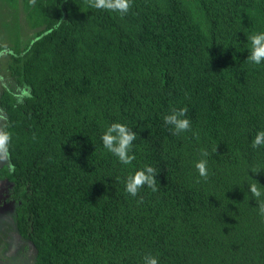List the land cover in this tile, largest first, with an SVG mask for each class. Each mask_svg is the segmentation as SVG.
Instances as JSON below:
<instances>
[{
  "label": "trees",
  "instance_id": "obj_1",
  "mask_svg": "<svg viewBox=\"0 0 264 264\" xmlns=\"http://www.w3.org/2000/svg\"><path fill=\"white\" fill-rule=\"evenodd\" d=\"M7 1L35 31L8 46L0 91V181L30 264H264L249 189L264 186V62L247 61L264 0H132L123 18L88 0ZM173 106L190 131L164 123ZM113 122L137 133L129 165L103 146ZM146 165L158 190L133 197L126 178Z\"/></svg>",
  "mask_w": 264,
  "mask_h": 264
},
{
  "label": "clouds",
  "instance_id": "obj_2",
  "mask_svg": "<svg viewBox=\"0 0 264 264\" xmlns=\"http://www.w3.org/2000/svg\"><path fill=\"white\" fill-rule=\"evenodd\" d=\"M89 6L99 10H105L118 13L121 18L126 15L131 6L132 0H88ZM32 6L36 5V0H29ZM250 43L248 62L259 65L264 62V32L253 33L247 36ZM187 107H172L169 114L164 116V123L172 127L173 134H180L191 130V122L187 118ZM10 137L7 133H0V149H3L8 143ZM137 139V133L124 123L113 122L106 128L101 136V140L105 149L116 156L119 161L125 165H129L135 160V155L130 154L133 143ZM264 146V130L256 133L252 140V147L257 148ZM208 156L207 150L201 151V159L196 162L195 168L198 170L200 177L208 179ZM258 173L256 169L250 170ZM157 173L152 166L146 165L144 168L135 171L126 178L125 190L128 194L135 197L144 186L157 191ZM250 193L257 202L259 214L264 216V186L258 181L249 185ZM142 202V201H141ZM143 264H159L157 256L148 253L143 257Z\"/></svg>",
  "mask_w": 264,
  "mask_h": 264
},
{
  "label": "rangeland",
  "instance_id": "obj_3",
  "mask_svg": "<svg viewBox=\"0 0 264 264\" xmlns=\"http://www.w3.org/2000/svg\"><path fill=\"white\" fill-rule=\"evenodd\" d=\"M23 6L24 4L19 1L16 3L0 0V46L6 47L0 52V91L5 84H12L13 81L7 70L8 46L15 44L16 37H20L24 43L29 42L35 33L34 29L28 26L30 21L26 18L27 12ZM3 124L4 114L0 109V131ZM6 158V152L0 151V166L2 161L7 160ZM8 193V185L0 181V217H2L0 218V235L3 234L0 238V264H30L34 250L30 241L18 235L15 220L7 215L14 210V204L5 199Z\"/></svg>",
  "mask_w": 264,
  "mask_h": 264
},
{
  "label": "flooded vegetation",
  "instance_id": "obj_4",
  "mask_svg": "<svg viewBox=\"0 0 264 264\" xmlns=\"http://www.w3.org/2000/svg\"><path fill=\"white\" fill-rule=\"evenodd\" d=\"M5 181H6V180H4V182H5ZM12 213H13V212H12ZM7 215L12 217L11 213H7ZM1 218H2V217H1ZM5 218H7V217L5 216ZM12 220H14L13 217H12ZM17 232H18V231H17ZM18 235H20V234L18 233ZM20 236H21V235H20ZM21 237H22V236H21ZM22 238H23V237H22ZM23 239H24V238H23Z\"/></svg>",
  "mask_w": 264,
  "mask_h": 264
}]
</instances>
